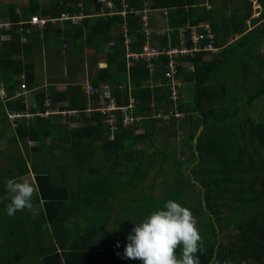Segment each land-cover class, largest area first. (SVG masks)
<instances>
[{
    "label": "trees",
    "instance_id": "1",
    "mask_svg": "<svg viewBox=\"0 0 264 264\" xmlns=\"http://www.w3.org/2000/svg\"><path fill=\"white\" fill-rule=\"evenodd\" d=\"M112 1L115 2V8L121 6L122 0ZM200 1L126 0L129 5L138 9L137 13L124 18V21H127L128 36L136 37L132 42L135 50L146 35L140 29V19L143 9L148 6L167 9L168 23L174 33L171 35L173 45L182 40L178 37L180 26L187 28L209 23L214 34L213 44L218 50L201 49L179 54L175 60V73L172 77L165 76L169 60L166 54L154 58L156 64L152 71L148 68L146 60L133 61L130 67L126 66L124 38L113 37L111 34L113 27L124 22L122 16L105 15L93 20L89 18L91 26L88 32L102 36L100 38L106 41L113 40L106 48L107 66L96 69L90 82L109 85L120 105L127 102L128 90L127 87L120 89L118 86L130 82L131 94L138 100L134 110L137 119L131 123L134 124L123 128L121 123L112 141L107 138L108 128L104 123V116L98 111L89 113L87 122L81 123V126H69L70 121L85 115L83 110L86 100L77 82L36 90L34 103L29 106L22 96L15 94L14 89L22 82L14 76L24 71L29 72V76L24 72V80L27 87H32L35 85V74L32 64H23L17 58V55L31 47L28 41L31 35L25 32L29 24L26 21L21 22L22 25L18 24L21 12H17L14 6L9 8L5 14L9 15V21H12L11 26L0 31V83L5 90V97L0 101V137L6 135L8 146L16 147L13 146L14 150H10L8 154L7 166L0 167V176L6 175L9 180L32 173L36 192L32 198L31 209L26 208L9 216L6 211V206L10 203L9 193L6 186L0 188V192L7 197L0 200V238L4 237L0 251L3 246L8 247L15 254V258L22 261L29 254H34L35 243H40L38 264H142L138 259L124 256V248L129 242L128 234L135 227V223L141 222L153 211L163 208L169 199L176 201L180 200L179 195H189L186 188L179 184L181 188H171L172 186L166 184L160 197L151 192L159 172L153 175L151 170L149 172L150 168H146V163L151 161L152 155L159 156L164 153L167 160L173 157L177 161V167L168 164L169 161L165 167V174L168 175L171 171L175 185L179 183L177 176L182 173L183 165H186L183 174L193 160L197 165L191 167L190 172L185 175L188 176V182L191 183V180L197 178L201 183V186L191 183L200 195L192 201L193 206H189L198 215L195 217L203 241V251L197 253L200 264H232L233 261L239 264L247 258H252L256 264H264V256L251 255L246 249L240 252L242 255L239 257H232L230 253L231 247H237L241 242L264 251V241H260L264 240V209L252 210V219L246 223L250 226L247 228L244 224H235L237 232L231 235L232 238L227 241L220 240L218 244V235L222 232L228 234L231 225L217 221L223 216L220 200L230 190L222 185L229 180L226 178L228 172L217 167L213 169L217 176L201 179L202 173L208 172L213 164H208L203 170L199 168L205 167L207 164L203 163L207 161L213 160L214 163L226 165L229 160L234 172L242 168L249 175L264 170V105L262 106L263 102L260 101L261 96L264 97V48L262 52H257L260 37L264 34V22L243 34L245 27L237 25L234 22L237 16L232 15L228 21L232 23L234 31L230 34L225 32L221 39L216 36L218 20L215 12L207 8L206 4H200ZM246 1L245 10H249V16L251 1ZM261 2L264 6V0ZM93 5L95 8L100 5L107 7V2L99 0L96 3V0H93ZM235 12L239 14V10ZM245 18L246 16L241 19ZM49 24L52 23L48 22L47 25L50 26ZM45 30L47 31V28ZM92 34L88 35L90 40ZM234 34L238 37L225 44L228 36ZM153 37L151 34V41L155 46L162 47L167 44L165 35H157L158 42L154 41ZM183 40L188 45L192 44L187 37ZM207 41L208 39L204 38L201 44ZM112 63L116 64V69H112ZM86 79L84 77V80ZM173 90H176L175 95ZM239 95L248 97V101L234 107L225 105L226 101L234 102ZM47 98L49 104L44 105L43 102ZM255 105L259 109L253 112L260 111L261 116L254 118L250 107ZM50 108H58L59 113L49 114L47 117L40 114ZM69 111H74V115ZM12 113L15 115L13 118L10 115ZM27 113L29 117L26 116ZM175 120H181L184 126H190L183 140L187 158L180 159L181 155H176V147L174 153L159 151L154 141L160 123ZM138 126H143L145 131L134 135ZM207 126L216 128L213 136L217 138V142H224L220 148L223 155H227L229 150V154H238L235 158L222 157V153H217L218 157L202 154L206 150L202 147L212 138ZM126 140L129 141L128 144L125 143ZM144 140H151L149 143L153 148L152 155L145 154L141 157L136 151L133 153L136 156L133 157L131 151H127L129 144L134 145ZM67 142L69 146H66ZM57 150H60V154L65 158L58 155ZM98 153L107 159V166L103 162L98 163ZM167 160H163L162 165ZM171 162L175 163L174 160ZM108 166L111 170L105 171L103 176V169ZM113 170L116 175L111 176ZM149 175L152 181L146 184L147 182L143 181ZM260 185L259 188L264 192V176ZM136 188L138 189L135 190ZM117 199L120 200L117 209L120 221L113 220L114 229H111L108 223L114 209V201ZM203 199L206 207L203 205ZM39 203L40 209L36 212L38 218L35 219L33 206ZM151 203L155 206L152 207ZM201 211L203 218L199 216ZM74 213L78 216L75 217ZM214 222L219 227L218 232ZM42 224L46 230H42ZM46 232L49 241L46 247L42 248L44 246L41 240ZM230 240L233 245L226 248L223 242Z\"/></svg>",
    "mask_w": 264,
    "mask_h": 264
},
{
    "label": "crops",
    "instance_id": "2",
    "mask_svg": "<svg viewBox=\"0 0 264 264\" xmlns=\"http://www.w3.org/2000/svg\"><path fill=\"white\" fill-rule=\"evenodd\" d=\"M249 1H251V13L249 16L247 15L249 10H245L247 7L246 0H201L200 4H206L207 8L215 12L216 18L218 20V34L216 36L222 39L225 36V32H229L230 34L234 31L232 23L228 21V18L232 15H239V17L241 18L246 16L245 19H234V22L237 25L245 27L243 34L264 22V6L261 0ZM97 2H99V0H96V3ZM11 6H14L17 12H21L19 23L28 21L32 15H38L41 17H56L64 13L67 15H72L76 18L75 20L69 21H76L78 23V27L76 26V24L67 23V21H64L63 23H52L49 24L50 26L46 24V26L42 30V36L38 35L39 31L35 27H30L29 29H26L25 32H28L31 35V39H27L28 41H30L29 45H31V47L30 49H26L25 51L17 55V58L20 59L23 64L33 65V71L35 74V85L32 87H28V89L25 90L22 89L19 84L17 88L14 89V92L17 96H22L26 100L27 98H35L36 90H45L50 86L55 87L57 85L66 84L68 82H77L79 83L80 89L83 95L85 96L86 100V105L83 110L85 112V115L80 118L81 120L78 119L72 122H74L76 126H78V121H81V123L87 122V119L91 114H88L90 112L88 111V108L97 104V101L99 100V95H91L86 93L82 82L84 81V77H86V80L90 82L92 73L96 69L105 68L107 66L108 63L105 60V58H107L106 48L113 43V40L106 41L105 39L100 38L102 36L99 37L96 34H92L91 40L88 38V35H86V33L89 30V26H91L89 18L93 20L99 16H108L110 10L108 8H104V6L102 5H100V7L95 8V6L93 5V0H0V18L2 20L9 21V15L7 16V14L5 13L9 10ZM147 9L149 14L148 21L152 28L151 34L154 36L153 40L158 42L157 35H165L167 38L166 45L171 44V35L174 33L169 30L167 10L164 11L163 9L150 8L149 6ZM237 10H239V14L235 12ZM124 20L125 19L123 18V21ZM45 28H47V31H44ZM179 28H183V26H180ZM45 32L46 34L44 35ZM111 34H113V37L121 36L124 38V57L126 60L127 67L131 66L129 64V59L126 57L127 46L130 47L133 51H139L141 50L142 46L147 43L154 44V42H152L151 39L149 40V37L145 35L144 40L139 45L138 49H133L132 42L136 37L135 35L128 36L127 24H117V26L112 28ZM178 37L180 39L184 38L181 37L179 34ZM237 37L238 36H235V34L228 36L227 43L225 44L230 43L233 39H236ZM93 54L96 55L94 56ZM146 62L148 64V68L150 69L149 62L147 60ZM150 62H152L154 67L156 64L155 59L151 60ZM111 66L112 69H116V64L112 63ZM24 72L17 73L18 75H15L14 78H19L21 82H25ZM26 73L29 76V72ZM126 84L124 83L118 86V88L120 89H124L127 87L128 90L127 102L121 105H127L129 103L130 98H134L138 102L137 98L131 94V89H129L131 88L130 82H127ZM93 85L96 86L100 91H108L109 94L114 97L115 102L118 104L117 97L115 96L113 89L109 85ZM135 109L136 105L134 106V108L129 109L128 111L134 113ZM72 122L70 121L68 123L69 126L73 125ZM121 123V120L119 121L118 118L116 129L111 130L108 125L106 126L108 128L107 138L109 141L114 140L117 130L120 129L118 128V126ZM124 127L126 126H123V128ZM189 128L190 126H184V123L182 124L181 120H175V122H161L158 126V131L154 137L157 149L161 152L167 151V153H169L172 152L176 147L178 150L176 152V155L179 157L181 155L180 159L187 158V152L184 150L186 146L183 144V140L186 137V133L189 132ZM185 129L188 131H185ZM144 131L145 129L143 126H138L134 131V135L143 133ZM146 140L137 142L134 145L129 144V150L127 151H131L133 157L136 156L133 154L136 151L141 157L145 154L149 156V154L153 152V148L150 146L151 140ZM128 142L129 141L127 140L125 141L126 144H128ZM152 143L154 142L152 141ZM172 153H174V151ZM157 155L158 154L152 155L151 161L154 160L155 162H157L159 160H167L165 158L166 155H164V153L159 154V156ZM102 156L103 154L98 153V160H107L105 157ZM172 160L176 159L169 157L168 160L165 162V166L168 165V161L171 162ZM190 168L191 166L188 167L186 173L190 172ZM114 170L118 171L115 168ZM157 179H161V188H165L166 185L164 184H166V180L163 179V176H159ZM151 181L152 177L150 181L147 182V184L151 183ZM156 183L157 180L154 182V188L156 186ZM191 183H195L197 186H201V183H196V180L194 179L191 180Z\"/></svg>",
    "mask_w": 264,
    "mask_h": 264
},
{
    "label": "rangeland",
    "instance_id": "3",
    "mask_svg": "<svg viewBox=\"0 0 264 264\" xmlns=\"http://www.w3.org/2000/svg\"><path fill=\"white\" fill-rule=\"evenodd\" d=\"M236 19H241V17L237 16V17H235V20ZM58 22H60V21H58ZM68 23L69 24H76V26L78 27V23L76 21L75 22L68 21ZM91 34H92L91 31L86 33V35H91ZM255 37L257 39L258 35L255 36ZM263 38H264V34L261 35L260 39H263ZM78 39H79V36H78ZM259 41L260 42L257 45V47H258V51L257 52L260 53V52H262V50L264 48V44H263L264 40H259ZM250 69L253 70L252 67ZM87 84H88V82H86L84 80L83 87L85 88V86ZM0 85H1V83H0ZM25 85H26V83H25ZM50 87H52V86H50ZM239 97H240V95L237 97V99L234 100V102L232 100L230 101V103H228L226 101L225 105H227L229 107H234V105H236V104H242V103L248 101L247 100L248 97H245V96H241L240 98ZM2 98L3 97L0 94V101L2 100ZM26 100L28 102V106L31 103H34L33 102L34 98H27ZM260 101L263 102V104H262V106H263L264 105V97L261 96ZM43 104L44 105H48L49 104L48 98L44 100ZM250 108H251V113L254 115V118L257 117L259 115L260 111L258 113L257 112H253V111L258 110L259 107H257L255 105L254 107L251 106ZM47 112L48 113H46V112L44 113L45 117L47 116V114H50L49 113L50 111H47ZM89 113H91V112H89ZM70 114L74 115V113H70ZM260 116L261 115H259V117ZM27 117H29V115ZM80 118L81 117H79V119ZM51 119L54 120L53 117ZM77 124L80 125L81 121H78ZM73 125L76 126V124L74 122H73ZM207 127L210 130V136L212 138L209 139V142L207 144H204V146L202 147V148L206 149V150H204V152L202 154L205 155V156H209V157H212V156L218 157L217 153H222V149H220V148H221V146L224 145V142L221 143V142H219V140L217 142V138L213 136V131L216 129V128H213L214 126H207ZM185 131H188V130L185 129ZM5 136L0 137V167L7 166L6 164H7V161H8V154L10 153V150H14V147H16L15 145H11V148H10V145L8 146V144L6 142L7 139L5 138ZM194 139H195V137L192 139V141H194ZM66 146H69L68 142L66 143ZM56 152H57L58 155L62 156L60 154V150H57ZM228 152H229V150H227V155H223V153H222L221 156L222 157L228 156V158L231 159V158H235L238 155L236 153L235 154L234 153L229 154ZM62 157H64V156H62ZM62 157H61V159H62ZM64 158L62 159L63 161H65ZM171 158H173V157H171ZM56 159H57V156H56ZM174 161H175V163L174 162H170L168 164L177 167V165H176L177 161L176 160H174ZM99 162H103L106 166L108 164L107 160H100L99 159L98 163ZM210 163L213 164V166L208 170V172H205V173L203 172L202 173L201 179H204V178L208 179L209 177L217 176V173L213 172V169H216L217 167H220V170H226L228 172L226 178H228L229 180L226 183H223L222 185L225 186V187H229L230 190L228 191V194H224L223 199L220 200V202L222 203L221 204L222 206L220 207V209L223 207L221 209L223 216L219 217V219L217 221L220 224H224V223L231 224L230 227L228 228V231H227L228 234L230 235L229 238L231 239L232 238L231 235H234L237 232V230H235L236 229V227H235L236 225L235 224L241 223V224H244V226H247V228H248L250 225H246V223L251 221V219H252V217H251L252 216V214H251L252 210H254L256 208H261L262 210L264 209V192H262L261 188H259V187H261L260 183H261V181L263 179V176H264V175H262V172H264V170L261 169V170L258 171V173L249 174V175L242 168L239 171L234 172V170H232V166L233 165H231L229 160H228L226 165L220 164V162L219 163H214L213 160L210 161V162L207 161V162L203 163V164H207L205 167H201L200 166L199 168L201 170H203L204 168H207L208 164H210ZM162 164H163V162L160 161V160L157 161V162H155L154 160H152L150 162L147 161V163H146V168L149 167L150 168L149 172L151 170V173L153 175H155L157 172H159L158 174H156V176H157L156 177V180H157L156 186H155V188H153L151 190V192H153L156 197H160L162 195V190H163V188H161L162 187V182H161V179H157V178L159 176H163V179H165V180L168 179L167 181H165V183L167 182L166 184H168L169 186H172L171 188H174L173 186H176L175 188H181V186L183 188H186V191H187V193L189 195H187L186 193H184L182 195H179L178 198H180V197L181 198H180V200H178V199L177 200H178L179 203H181L185 207L189 208V206H193L194 203H192V201H194V199L198 198V196L200 194H199L198 191H196V188H194L193 185L190 182L187 181L188 180V176L185 175L186 172H185V174H183V171H184L186 165H183L184 167L181 170L182 173L178 174L177 177H178L179 180H177V181L179 183H177L175 185V180H174L173 176L171 175V171H169L168 175L166 176V174H165V172H166L165 171V169H166L165 167L166 166H165V164L164 165H162ZM190 166L191 167H193V166L196 167L197 166L194 160L190 163ZM157 169H160V170L158 171ZM170 169H172V168H170ZM110 170L111 169H110L109 166L105 167L103 169V176H104V172L105 171L110 172ZM161 172H163V173H161ZM110 174H111V176L112 175H116V172H114V170H113V172L111 171ZM182 174H183V177H182ZM7 177L8 176H6V175L5 176L4 175L0 176V188H3V187L6 186V183H7V180H8ZM20 178L28 179L32 184H34V179H33V174L32 173H29V174H27V175H25L23 177H20ZM150 179H151V175H149V177L146 178L143 182H145V183L149 182ZM194 180H196V183L199 182V180L197 178L194 179ZM166 184H164V185H166ZM178 184L181 185V186H178ZM257 188H259V189L257 190ZM137 189L138 188H136L135 190H137ZM147 192H149V189H147ZM6 198H7L6 195L4 196L3 193L0 192V200L6 199ZM8 200H10V199L8 198ZM201 200H202V198H201ZM119 202H120V200H118V199L116 201H114V209H113L112 215H111L109 223H108V225L110 226L111 229H114L113 220L117 219V220L120 221V219L118 218L119 214L117 212ZM223 202H224V204H223ZM203 205H204V207H206L205 204H204V199H203ZM151 206L153 207L155 205L153 203H151ZM148 208L149 207H147V209ZM39 209H40V203L39 204H35L33 206V211H34L33 212V216H34L35 219L38 218V215H37L36 212ZM204 209H206V208H204ZM190 210H191V212H192V214L194 216L198 217V215L194 212V210H192V209H190ZM262 213L264 214V211ZM74 214H75V217L78 216L77 213H74ZM199 216L202 217V218L204 217L202 211H201V214ZM257 218H259V216ZM257 221H259V220H257ZM200 224H202V222H200ZM216 225H217V223L214 222V227L216 228V231L218 232V228L219 227H217L218 225L217 226ZM207 226H208V224H207ZM41 228H42V230H46V228H45V226L43 224L41 225ZM251 233H253V232H251ZM228 234L225 233V232H222L221 234H219L218 235L219 239L217 238L218 239V244L221 242L220 240H223V237L225 235H228ZM253 236L254 235H252V237ZM3 238L4 237L0 238V244L1 245H2V242L4 241ZM41 241H42V245L44 246L42 248H45L46 245H47V241H49L47 232L43 235ZM260 241L262 242L264 240L260 239ZM17 242H18V239L16 240L15 244H17ZM33 242H35V241H33ZM223 243H224L226 248H230L233 245V242H231V240L229 242H223ZM34 247H35L34 250H33L34 254H29L28 257H24L22 259V261H19V260H17L15 258V254H13L11 252V250L8 249V247H4L3 246V248H1V251H0V264H38L39 261H40L39 260V258H40L39 254L41 252V244L40 243H35ZM231 248L232 249H231L230 253H231L232 257L241 256L242 254L240 252L243 249H246L247 251H250L251 255L256 254V255H259V256H264V251L262 252V250H260L259 247L254 248L251 245L246 244V242H241L240 244L237 245V247L233 246ZM233 262L234 263H232V264H236V261H233ZM240 262H239V264H256V262H254V260L252 258H247V259L243 260L242 263H240Z\"/></svg>",
    "mask_w": 264,
    "mask_h": 264
},
{
    "label": "clouds",
    "instance_id": "4",
    "mask_svg": "<svg viewBox=\"0 0 264 264\" xmlns=\"http://www.w3.org/2000/svg\"><path fill=\"white\" fill-rule=\"evenodd\" d=\"M120 7L113 9L108 16L120 15L126 18L127 15L133 14L127 11L122 15L119 12ZM134 10L137 13L138 9ZM143 15L149 17L147 8L143 9ZM67 20L71 19H65L61 23ZM122 24H127V21ZM48 110L52 112L50 114L59 113L58 108ZM6 188L10 199L6 206L9 216L15 215L17 211L32 208L36 188L28 179H9ZM128 241L124 256L138 259L142 264H200L197 253L203 251L196 217L189 208L173 199L166 201L163 208L153 211L141 222L135 223V227L128 234Z\"/></svg>",
    "mask_w": 264,
    "mask_h": 264
},
{
    "label": "built area",
    "instance_id": "5",
    "mask_svg": "<svg viewBox=\"0 0 264 264\" xmlns=\"http://www.w3.org/2000/svg\"><path fill=\"white\" fill-rule=\"evenodd\" d=\"M107 2V7L110 10L109 13H112V10L115 9V2L112 0H105ZM114 4V5H113ZM127 11L136 13L132 5H129L126 0H122L121 7L119 9V12L122 15H125ZM70 18L71 20H75L76 18L73 16H68L67 14H61L58 17L55 16H49V17H41L38 15H32L28 21L29 27H26V29H29L30 27H35L39 31V36H42V30L45 27V25L49 23H55ZM147 15H142L140 19V29L145 32V34L149 37V40L151 39V31L152 28L149 24ZM12 22V21H11ZM10 21H4L0 18V31L3 29H8L11 26ZM21 24V23H18ZM171 31L172 29L169 28ZM179 35L181 37H184L186 39L189 38L192 41L191 45L186 44L185 40H181L179 44L173 45L168 44L162 47H157L155 44H145L142 46L141 50L139 51H133L130 47H126V57L129 59V64L132 65L133 61L138 60H147L149 62V67L152 70L153 64L150 62L153 60L156 56L160 54H166L169 58L168 60V69L165 71L166 77H172V75L175 73V60L176 57L179 54H187L188 52H196L201 49L203 50H212L216 51L218 50V47H216L213 44V38L214 34L212 33L211 27L209 23H203L187 28H179ZM207 38L208 41L205 42L203 45L201 44V40ZM88 82V84L85 86L84 90L86 93L91 95H99V100L97 101V104L95 107L91 106L88 108V111H98L102 116H104V123L105 125L109 126L111 130H114L117 128V121L118 118H121V122L123 126H127L131 124L133 121H135L137 118L135 117L134 113L129 112V109L134 108L136 104V100L134 98H130L129 103L127 105H119L115 102L114 97L109 94L108 91L103 90L100 91L96 86H94L91 82L85 80ZM84 84V81L82 82ZM20 87L22 89H26L27 86L25 83H21ZM130 89V88H129ZM5 90L3 87H0V94L2 97H5ZM176 94V90H173V95ZM46 110L43 113H40L41 115H45L44 113H48ZM64 112V111H63ZM74 111H69V113H72ZM129 112V113H127ZM49 113H52L51 111ZM11 118H13L15 115L10 114ZM13 115V116H12ZM48 115V114H47ZM28 116V113L26 114ZM112 138V137H111Z\"/></svg>",
    "mask_w": 264,
    "mask_h": 264
},
{
    "label": "flooded vegetation",
    "instance_id": "6",
    "mask_svg": "<svg viewBox=\"0 0 264 264\" xmlns=\"http://www.w3.org/2000/svg\"><path fill=\"white\" fill-rule=\"evenodd\" d=\"M229 237H230V236L225 235V236L223 237V240H222V241H227V240H229V239H230Z\"/></svg>",
    "mask_w": 264,
    "mask_h": 264
}]
</instances>
